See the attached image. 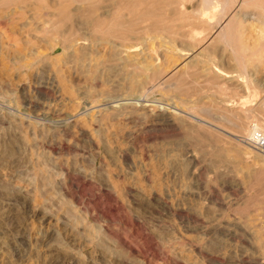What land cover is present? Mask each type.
Returning a JSON list of instances; mask_svg holds the SVG:
<instances>
[{
	"label": "rangeland",
	"instance_id": "obj_1",
	"mask_svg": "<svg viewBox=\"0 0 264 264\" xmlns=\"http://www.w3.org/2000/svg\"><path fill=\"white\" fill-rule=\"evenodd\" d=\"M71 1L0 0V264H264V52L200 0L121 42ZM233 1L254 48L263 0Z\"/></svg>",
	"mask_w": 264,
	"mask_h": 264
},
{
	"label": "bare ground",
	"instance_id": "obj_2",
	"mask_svg": "<svg viewBox=\"0 0 264 264\" xmlns=\"http://www.w3.org/2000/svg\"><path fill=\"white\" fill-rule=\"evenodd\" d=\"M73 1H71V2H73ZM102 1L103 0H77V1L75 0L74 2H79L80 6L82 5V6L87 7L88 9H90L91 13L93 14L99 8ZM113 1H114L115 5H113L114 6L113 11L110 14L109 13L106 14L107 10L105 13H103L97 17H93L91 14L92 19H90V21L88 23L90 25L91 29L93 31H95L96 34H94V35H97L99 37V39L102 41L104 40L106 42L107 41L112 42V40L120 39L119 41L121 42V41H123L121 39L124 36H126L128 34H133L135 31V28L139 29V28H141V26L143 27V25L147 23V24H149L147 26V28L152 26L154 29H156L159 26H163L164 22L166 21L165 17H163V15H162V13L157 10L160 8H157V9L154 8L152 4H148V0H113ZM254 1L255 0H243L242 4L240 6V9L242 8V6L250 5ZM258 2H260V1H258ZM211 3H212V0H200V4H201V6H199L200 9L194 14L197 15V17L200 21L201 20L205 21V22L204 21L203 22L207 24L211 33L216 32V34H217L216 36H218V38H216V39H219L221 44L222 45L224 44V47H226V48L228 47L229 48L228 50H230L231 53H233L235 57L236 56L239 57L238 60H242V57L245 55V53L246 54L251 53L252 55H256L258 53L264 52V23L263 22H261V23L259 22L260 24L257 25V26H259V27H257L258 31L256 33V37L253 39V43H251L252 45H255L256 47L253 48L251 46V48H250V45H248V43L243 38V32H244L243 31L244 30L243 24L245 22H247V20L252 19V18H250L249 16L247 17V16H244L242 14H239L238 13L239 11L234 15H232V14L230 15V12H231L230 10L232 9V7L234 6V3H235L233 0H221L220 6H219L220 8H219V11H217V12H214V11L212 12L210 10V4ZM260 3H263V5H264V0H263V2L261 1ZM65 4H66V2L65 3L62 2L59 9H65V6H66ZM252 8H254V7L252 6ZM261 8L264 11V6ZM247 9H249L248 6H247ZM98 10H100V9H98ZM255 10L258 11L257 9H255ZM124 12H126V15H127L126 19L124 18V15H123ZM175 13H176V11H175ZM257 13H259V12H257ZM255 15L257 16L256 13H255ZM170 18H168V20ZM225 18H226L225 25L221 28L219 27L220 28L219 29L218 25ZM260 18H262V17L260 16ZM252 20L254 21L255 19H252ZM262 20H264V18H262ZM253 23L254 22H252V24ZM182 25H183V23H182ZM218 29H219V31H216ZM201 31L193 30L192 33H190L188 38L189 39H193V38L196 39L198 36H201V34H202ZM150 33H153V32H150ZM213 35L214 34H212V36ZM176 37H178V36H176ZM195 39H193V40H195ZM216 39H215V41H217ZM208 40H210V39H208ZM192 45H194V44H192ZM191 49H193V48L191 47ZM182 52H184V51H182ZM245 56H247V55H245ZM255 57H257V56H255ZM238 62H237V64H238ZM239 64H242V63L239 62ZM241 66L242 65H239L240 68H241ZM241 69H244V67H242ZM155 74H156V72H155ZM257 133H263V135H264V132L259 130L257 127H254V129L252 130V134H253L252 137L253 138L256 137V135H258Z\"/></svg>",
	"mask_w": 264,
	"mask_h": 264
},
{
	"label": "built area",
	"instance_id": "obj_3",
	"mask_svg": "<svg viewBox=\"0 0 264 264\" xmlns=\"http://www.w3.org/2000/svg\"><path fill=\"white\" fill-rule=\"evenodd\" d=\"M257 146L260 148H264V140L260 137H257Z\"/></svg>",
	"mask_w": 264,
	"mask_h": 264
}]
</instances>
